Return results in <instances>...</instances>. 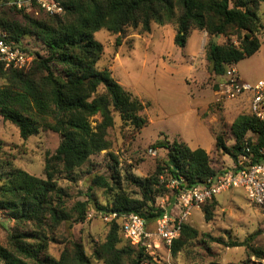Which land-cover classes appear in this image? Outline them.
I'll return each instance as SVG.
<instances>
[{
    "label": "trees",
    "instance_id": "obj_1",
    "mask_svg": "<svg viewBox=\"0 0 264 264\" xmlns=\"http://www.w3.org/2000/svg\"><path fill=\"white\" fill-rule=\"evenodd\" d=\"M57 1L64 8L60 15L42 12L34 16L13 7L0 12V26L8 32L10 41L21 46L29 36L47 49L45 54L34 52L32 62L23 69L0 67V78L5 81L0 87V116L15 125L24 140L42 130L61 135L56 151L46 155L45 177L14 166L0 177V211L14 221L7 245L0 244V263L93 264L96 259L104 264H162L143 247L124 240L121 221L116 219L110 221L105 239L93 242L91 254L74 238L59 242L63 246L58 258L49 252L50 245L58 242L55 235L60 226L87 220L95 188L112 194L110 211L120 215L135 213L149 224L165 213L155 206V200L167 191L160 182L166 169L172 179L179 181L181 189L221 172L212 166L211 156L203 148L192 149L178 139L157 141L155 145L168 149L167 160L158 164L149 177H124L140 189V198H133L123 188L116 160L110 177L94 175L90 179L87 200L69 206L70 194L59 184L58 177L65 174L69 181L77 182L82 176L81 167L90 161V156L111 148L107 135L115 124V114L123 125L136 131L149 125V118L142 115L145 104L115 79L109 67H98L104 47L95 39V33L107 30L121 36L131 28L142 34L150 32L154 23L171 24L175 45L184 47L193 30L206 31L210 37L206 55L210 71L222 77L228 65H236L261 48L259 34L263 24L258 9L264 0ZM221 35L228 38L223 44L214 41ZM97 114L101 121L93 127L90 118ZM231 135V145L223 132L216 135L217 151L237 161L248 142L254 161L264 162L263 121L252 114L239 115L231 124ZM209 204L201 208L206 220L212 217L213 205ZM198 234L185 223L180 237L173 242L172 254L182 251ZM248 242L232 241L226 245L238 247ZM252 253L264 260L263 247L252 248Z\"/></svg>",
    "mask_w": 264,
    "mask_h": 264
},
{
    "label": "rangeland",
    "instance_id": "obj_2",
    "mask_svg": "<svg viewBox=\"0 0 264 264\" xmlns=\"http://www.w3.org/2000/svg\"><path fill=\"white\" fill-rule=\"evenodd\" d=\"M7 2L0 0V12L2 10L8 11L12 7ZM21 11L34 16L42 15V11L39 12L40 15L35 13V11H38L36 6L30 11L26 9ZM258 15L263 24L259 34L262 41L261 48L254 55L244 58L236 64L240 76L253 84L259 80H264V2L259 6ZM0 28L5 30L1 26ZM163 28L175 32L174 26L171 24L160 26L154 23L148 33L139 34L138 31L131 28H128L121 36L111 34L107 30H100L95 33V39L104 47L98 67H109L112 70L115 79L123 83L127 90L145 104L142 115L148 118L149 114L155 115V117L162 116V107L157 102L161 98V90L157 89L159 87L158 71L162 68L180 69L184 67L183 69H185L184 62H180L177 58V50H180V48L175 50L172 45L168 44L167 32L165 33ZM200 32L207 34V43L202 54L195 56L190 62H193L192 65L197 68L198 73L202 72L198 75L199 77L205 71H208V75L205 76L202 82L199 81L197 76L194 79L192 78L191 81L188 80V83H198L204 89L210 86L218 91V78L210 71V63L206 56L210 37L206 31ZM118 40L120 41L118 42ZM227 40V37L221 35L217 43L223 44ZM232 41L237 44L235 38H232ZM21 46L26 48L32 58L34 52L45 54L47 51L40 41L29 36L22 40ZM173 77L176 79V75ZM178 78L181 79V75ZM4 84L5 81L0 78V87ZM171 93L184 95V90L181 85L175 83ZM214 95V103H212L211 109L212 116L216 120V126H218V130L215 129V137L223 132L227 143L231 145L234 143L231 135V122L239 115L250 114L248 101L245 98L244 100H229L226 98L219 100V94ZM184 99L185 97L181 98V100ZM228 103H235V106L239 108L230 107ZM114 118L115 124L108 130L107 135L111 148L91 155L90 161L81 167L82 176L77 182L69 181L65 174L58 177L59 184L68 189L70 194L69 206L76 201L87 200L85 194L88 191L90 179L94 175L110 177L111 167L116 163V160L121 173L123 188L133 198H140V189L124 179L126 174H133L141 178L149 177L154 173L158 164L162 165L163 161L167 160L168 149L158 147L155 144L157 141L164 142L167 139L163 138V134H160L158 138L156 137L162 122H168V118L157 121L156 124L146 128L145 131H143L144 128L136 131L131 126L123 125L118 114H115ZM100 121L101 116L99 114L90 118L93 127ZM60 141L61 135L51 130H42L39 134L24 140L20 136L19 129L0 116V177L4 176L13 166L37 177H45L46 155L53 154ZM150 149L156 151V153L152 154ZM209 154L212 159V166L216 170H226L233 165L231 157L217 151L215 147L211 149ZM173 181L174 179L170 177L166 169L160 176V182L165 185L167 191L155 200V206L163 208L165 213L169 214L178 212L177 195L180 188L177 184L174 186ZM93 193L94 199L89 201L87 220L80 224H63L56 231L55 237L58 242L52 243L49 249L52 256L59 257L63 246L59 242L65 240V238L80 240L88 254L92 252L93 242L105 239L110 223L105 219V215L112 208L113 197L111 193L101 188H95ZM209 205H213L210 220H206L201 209L203 206L191 210L186 224L197 230L199 234L182 251L173 255L172 252L156 249L153 246V251L147 253L162 264H264L263 259L252 253V248H264L263 207L252 204L245 189L241 187L223 191ZM13 226L14 221L0 211V244L7 245V236ZM148 229L154 231V223H149ZM254 234L256 235L254 236ZM212 238L223 240L224 243L212 241ZM247 239L249 241L248 245L238 247L226 245L232 241L244 242ZM249 245L252 247H249ZM93 264L104 263L93 259Z\"/></svg>",
    "mask_w": 264,
    "mask_h": 264
},
{
    "label": "built area",
    "instance_id": "obj_3",
    "mask_svg": "<svg viewBox=\"0 0 264 264\" xmlns=\"http://www.w3.org/2000/svg\"><path fill=\"white\" fill-rule=\"evenodd\" d=\"M7 3L18 10L30 11L36 6L37 15L41 11L48 15H60L64 12L63 5L57 0H8ZM32 59L22 46L9 40L7 31L0 28V67L23 69L29 66ZM217 93L219 100L247 98L250 114L264 122V80L253 84L240 76L236 65H228L222 79L218 81ZM150 152L156 153L152 149ZM176 184L179 186V181L174 180L173 185ZM238 187L245 189L252 204L263 207L264 219V162L254 161V153L248 142L245 143L244 153L237 161H233L231 168L222 170L193 187L180 188L177 195L178 212L164 213L158 217L154 223V231L148 229L144 217L135 213L120 215L108 210L105 219L109 222L114 219L121 221L124 237L133 245L143 247L146 252L153 251L154 246L171 253L173 242L180 237L192 209H199L223 191Z\"/></svg>",
    "mask_w": 264,
    "mask_h": 264
},
{
    "label": "crops",
    "instance_id": "obj_4",
    "mask_svg": "<svg viewBox=\"0 0 264 264\" xmlns=\"http://www.w3.org/2000/svg\"><path fill=\"white\" fill-rule=\"evenodd\" d=\"M163 29L165 33L167 32L168 44L172 45L175 50L180 48V50H177V58L180 62H184L185 69L183 67L180 69L162 68L159 71L157 70L159 72V87L157 89L161 90V98L157 102L162 107V116L155 117V115L149 114V125L143 131L156 124L157 121L168 118V122H162L156 138L163 134V138L165 137L170 141L174 139L182 140L192 149L203 148L209 153L215 147V129L218 130L211 109V105L214 103V94L217 91L210 86L204 89L198 83H188V80L191 81L192 78L194 79L202 73H198L197 68L190 61L204 51L208 39L207 34L194 30L188 37L186 45L179 47L175 45V32L168 28ZM175 75L176 79L173 77ZM180 75L181 79L178 78ZM207 75L208 71H205L200 77L198 76L199 81L202 82ZM216 77L218 81L222 79V77ZM175 83L182 86L184 95L171 93ZM121 84L125 86L123 83ZM183 97L185 99L181 100ZM244 98L240 97L238 99L244 100ZM245 99L247 100V98ZM228 105L233 108H239L235 106V103H228ZM234 121L235 119L231 124Z\"/></svg>",
    "mask_w": 264,
    "mask_h": 264
},
{
    "label": "water",
    "instance_id": "obj_5",
    "mask_svg": "<svg viewBox=\"0 0 264 264\" xmlns=\"http://www.w3.org/2000/svg\"><path fill=\"white\" fill-rule=\"evenodd\" d=\"M219 38V36L217 38L214 39L215 42H217V39Z\"/></svg>",
    "mask_w": 264,
    "mask_h": 264
}]
</instances>
